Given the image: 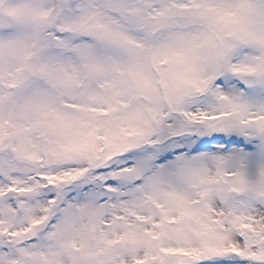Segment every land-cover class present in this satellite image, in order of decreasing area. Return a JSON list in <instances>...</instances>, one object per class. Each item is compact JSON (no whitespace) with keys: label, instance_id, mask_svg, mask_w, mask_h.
<instances>
[{"label":"snow or ice","instance_id":"snow-or-ice-1","mask_svg":"<svg viewBox=\"0 0 264 264\" xmlns=\"http://www.w3.org/2000/svg\"><path fill=\"white\" fill-rule=\"evenodd\" d=\"M0 264H264V0H0Z\"/></svg>","mask_w":264,"mask_h":264}]
</instances>
